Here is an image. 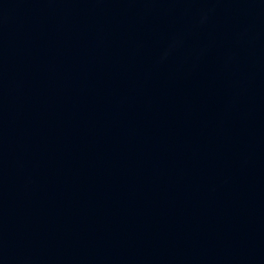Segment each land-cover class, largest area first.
I'll return each mask as SVG.
<instances>
[{"label": "water", "instance_id": "water-1", "mask_svg": "<svg viewBox=\"0 0 264 264\" xmlns=\"http://www.w3.org/2000/svg\"><path fill=\"white\" fill-rule=\"evenodd\" d=\"M0 264H264V0H0Z\"/></svg>", "mask_w": 264, "mask_h": 264}]
</instances>
